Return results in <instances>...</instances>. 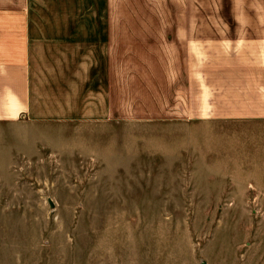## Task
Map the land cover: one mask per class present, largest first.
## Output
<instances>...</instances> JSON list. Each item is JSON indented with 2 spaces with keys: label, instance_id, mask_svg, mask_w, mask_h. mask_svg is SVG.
<instances>
[{
  "label": "rangeland",
  "instance_id": "obj_1",
  "mask_svg": "<svg viewBox=\"0 0 264 264\" xmlns=\"http://www.w3.org/2000/svg\"><path fill=\"white\" fill-rule=\"evenodd\" d=\"M27 8L32 109L0 126V264H264V207L240 185L253 136L175 118L182 39L158 35L228 0Z\"/></svg>",
  "mask_w": 264,
  "mask_h": 264
},
{
  "label": "crops",
  "instance_id": "obj_2",
  "mask_svg": "<svg viewBox=\"0 0 264 264\" xmlns=\"http://www.w3.org/2000/svg\"><path fill=\"white\" fill-rule=\"evenodd\" d=\"M228 4L232 10L225 15L162 16L158 35L182 39L185 56L175 75V92L169 94L184 102L175 118L208 124L226 134L232 133L226 131L230 128L253 136L255 144L243 152L255 174L241 179V196L256 198L260 209L264 207V0H228ZM27 7L28 0H0V126L27 118L32 109Z\"/></svg>",
  "mask_w": 264,
  "mask_h": 264
},
{
  "label": "water",
  "instance_id": "obj_3",
  "mask_svg": "<svg viewBox=\"0 0 264 264\" xmlns=\"http://www.w3.org/2000/svg\"><path fill=\"white\" fill-rule=\"evenodd\" d=\"M51 202V200H49ZM52 204V203H51Z\"/></svg>",
  "mask_w": 264,
  "mask_h": 264
}]
</instances>
